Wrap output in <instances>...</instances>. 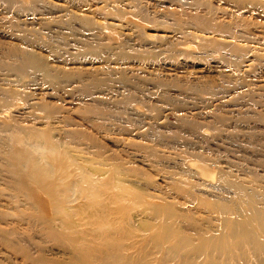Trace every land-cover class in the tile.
Listing matches in <instances>:
<instances>
[{"label":"rangeland","instance_id":"1","mask_svg":"<svg viewBox=\"0 0 264 264\" xmlns=\"http://www.w3.org/2000/svg\"><path fill=\"white\" fill-rule=\"evenodd\" d=\"M242 196L264 208V0H0V264H102L121 231L159 264L150 235L201 246Z\"/></svg>","mask_w":264,"mask_h":264},{"label":"bare ground","instance_id":"2","mask_svg":"<svg viewBox=\"0 0 264 264\" xmlns=\"http://www.w3.org/2000/svg\"><path fill=\"white\" fill-rule=\"evenodd\" d=\"M28 61L32 64L38 63L37 58L32 55H29ZM196 167L199 169L201 174H203V176L214 175L213 170L208 165H206V163L196 164ZM87 184H88L87 187L84 189L80 185L75 183V185L73 184L70 187V189L73 191L76 197H79L80 194L85 190L88 193L89 192L95 193L97 189L94 186L95 184H92V182H87ZM125 195H127V193ZM242 195L244 196V194ZM243 196L241 197L243 201L242 203H240V208H239L240 210H237L236 212L240 211L241 213H244V215L247 216L245 217L247 220L236 221L237 218L235 217L236 219L234 220V222L231 223L230 221L232 227V228L230 227L231 229L229 228L230 230L227 228V231L218 238H212V239L206 238V240L203 242V244H201V246H195V247L189 245L186 246L187 241L185 238H181L178 240H170L172 237L169 239L170 242L165 237L167 241L165 244V239L159 240L158 238L159 235L158 236L156 235L158 233H154L153 235H150L151 241L153 242L157 241L159 242V244L161 243L163 245V247H161V249L163 248L162 255L160 254L161 255L160 259L163 260L159 262V264H168L170 260H174V259H177V261H179L177 264H192L193 261L191 260L193 258L197 259L200 257H203L202 259L205 258V260L207 259L206 263L204 264H217L216 263L217 261L218 264H264V208L259 206L258 204L259 199L246 202V200L243 199ZM246 197L248 196L246 195ZM248 198L251 199L252 197L250 196ZM61 208L59 209L61 210ZM102 208H104V206ZM228 210L231 211V208L230 209L228 208ZM99 211L100 210H98V212ZM92 217L93 215L91 216V218ZM98 217H100V215ZM164 221H166V219ZM69 224H70L69 220H66L65 226H69ZM165 224L158 226L156 231L157 232L163 231V234L167 235V233H164V230L167 229V227H165L166 226ZM152 231H153V227H152ZM130 234L131 233H129V231L128 232L121 231L118 234L116 233L115 235H110L109 237L108 234L107 236L105 235V237L103 236L104 239H101L102 241L99 242L101 246H104L106 248V251L98 252L97 251L98 249L97 250L94 249L95 251H88L85 255H83L84 260L87 261L88 258L97 255L96 258L102 264H129L130 263L129 261L131 260L130 258L134 259L135 257L134 256L132 257L127 252V249H125V246L123 245V241L128 240ZM168 234H172V232L168 231ZM159 244L157 243V245ZM185 246L186 249L183 250ZM173 247H175L176 250L172 249ZM142 254H144V252ZM128 259L130 260L128 261ZM132 264L135 263L132 262Z\"/></svg>","mask_w":264,"mask_h":264}]
</instances>
